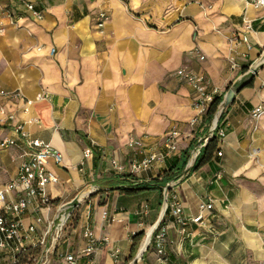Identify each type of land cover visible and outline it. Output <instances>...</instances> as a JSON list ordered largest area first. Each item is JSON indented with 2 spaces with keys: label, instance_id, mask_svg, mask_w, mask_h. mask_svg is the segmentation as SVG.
Here are the masks:
<instances>
[{
  "label": "crops",
  "instance_id": "crops-1",
  "mask_svg": "<svg viewBox=\"0 0 264 264\" xmlns=\"http://www.w3.org/2000/svg\"><path fill=\"white\" fill-rule=\"evenodd\" d=\"M101 12L109 16L104 28ZM263 56L264 7L247 0H0V90L20 95L0 96V140L16 137L14 127L22 122L32 137L63 154L61 165H50L59 177L47 187L53 204L32 205L22 216L25 229L38 227L26 244L40 240L50 225L54 230L64 206L79 203L77 222L71 214L57 252L74 256L76 264H158L147 236L161 221L179 264H264V114L251 115L264 103V63L247 78ZM183 68L204 74L221 101L245 78L223 117L226 136L197 169L195 150L212 122L205 115L201 125L190 126L197 94L177 76ZM2 108L16 120L2 122ZM174 128L178 152L132 174V161L142 155L129 146L131 139L164 151ZM89 149L93 154L86 156ZM185 152L188 163L171 192L187 217L213 199L200 224L182 225L170 209L164 215L163 185L153 183L165 171L176 172ZM20 155L18 147L0 148V187L16 177ZM121 187L138 190L127 194ZM88 229L98 242L90 256ZM138 233L143 237L135 245Z\"/></svg>",
  "mask_w": 264,
  "mask_h": 264
},
{
  "label": "built area",
  "instance_id": "built-area-1",
  "mask_svg": "<svg viewBox=\"0 0 264 264\" xmlns=\"http://www.w3.org/2000/svg\"><path fill=\"white\" fill-rule=\"evenodd\" d=\"M250 4L257 7H264V0H247ZM26 8L32 12V14L41 19L42 13L38 11L34 4L26 3ZM109 16L105 12L99 14L98 26L104 28ZM246 29L252 30V24L246 22ZM240 36V35H239ZM244 41L249 44L248 37L242 35ZM55 48L51 49V54L54 55ZM195 54L201 59L205 60L206 56L200 49L194 50ZM264 56L259 65H263ZM257 65L256 67H258ZM236 66L235 62H232V67ZM254 67V68H256ZM249 72H253V69ZM177 76L189 84L197 94L193 105L196 109V115L191 119L190 126L197 127L204 122L205 115L218 95L216 89L209 91L207 88L206 76L202 73L195 72L186 68L179 69ZM235 92L234 88L226 93L224 99L220 102L216 115L211 124V132L208 137L202 139L195 150V157L200 154L202 148H204L209 140L216 135L219 138L226 136V130L222 127V121L228 106L231 103L230 92ZM0 96L2 97H19L17 92H8L6 90H0ZM46 97V95H40L39 98ZM229 99V100H228ZM28 104V102L26 103ZM28 111V109H26ZM1 114L5 117L2 122L15 121L16 116L13 113H7L6 109H1ZM264 114V103H261L255 107L251 115L258 119ZM17 133L16 137H6L0 140V148L8 149L12 147H18L21 151V162L18 168L16 177L11 180L4 187H0V264H19L20 255L29 247H41V254L35 260L34 264H64L68 262L70 264H76V259L72 255H64L58 252V245L60 235L64 230L66 221L72 214V210L66 213L62 209L59 213V221L55 223V229L53 227L45 231L43 237L35 241L31 245L26 244L28 234H33L37 231V225H30L25 229L22 221V216L28 211L32 205L37 207H51L53 199L47 191V187L55 185L59 182V177L52 171L50 165H61L63 163L62 152L52 146L46 141L32 137L25 131V124L18 122L14 127ZM180 132L177 128L170 130L164 140L165 150L160 151L156 148L148 146L142 139H131L129 146L135 148L141 158H137L132 161L130 171L132 174L144 172L150 170L156 163H161L166 160L168 156L175 155L178 152V138ZM92 150H87L85 155L91 156ZM222 155V152H219ZM217 179L221 178V173L216 176ZM177 180L171 181L163 190L164 202L163 210L164 215L168 209H170L173 216L176 217L177 222L182 225H186L189 222L203 223L204 212H212L214 207L213 199L209 198L200 204V212L196 216L187 217L184 215L183 205L180 197L176 193L171 192V188L176 184ZM64 208V207H63ZM42 218H37V223H41ZM53 226V225H52ZM53 232L54 239L48 240V236ZM89 245L85 250L87 256L92 255L98 245L97 240L94 238V234L91 230L86 231ZM107 241V239H105ZM154 247V251L157 257L158 264H179L174 259L170 252V240H169V227L166 224H162V221L158 223L150 233L149 246ZM2 254L8 256V261L2 260ZM60 259L59 263H54V258Z\"/></svg>",
  "mask_w": 264,
  "mask_h": 264
},
{
  "label": "trees",
  "instance_id": "trees-1",
  "mask_svg": "<svg viewBox=\"0 0 264 264\" xmlns=\"http://www.w3.org/2000/svg\"><path fill=\"white\" fill-rule=\"evenodd\" d=\"M221 102V97L217 96L214 101L211 103L207 113H206V119L209 122H212L216 112L218 110L219 104ZM219 149V140L218 137L216 135L213 136V138H211L209 140V142L207 143V145L202 148L198 158L196 159L193 168L197 169L198 167L202 166L204 163H206L207 161H210L213 158L214 153ZM189 160V152H185L184 156H183V162L181 167L174 172L173 169H170L168 171H165L162 175L156 177L153 183L155 184H162V193L164 188L175 178H177V176L179 175V173H181L183 171V169L186 167L187 163ZM132 175V174H131ZM155 188V185H145L143 188L141 189H145V190H149V189H153ZM120 190H122L123 192L127 193V194H132L134 193L136 190V188H131V187H121ZM74 211V210H73ZM72 217V224H76L77 219H78V215H76L75 213H73ZM162 224H164L162 222ZM143 237V233H138L135 235V245L142 239ZM41 254V247H29L27 248V250L25 252H23L20 255V262L19 264H34L35 260L40 256Z\"/></svg>",
  "mask_w": 264,
  "mask_h": 264
},
{
  "label": "water",
  "instance_id": "water-1",
  "mask_svg": "<svg viewBox=\"0 0 264 264\" xmlns=\"http://www.w3.org/2000/svg\"><path fill=\"white\" fill-rule=\"evenodd\" d=\"M261 66H262V65H259L258 67L254 68V69H253V72H250L249 75L247 76V78H249V79L253 78V76L256 75V74L258 73V71H259V69L261 68ZM244 81H245V78L242 79V80H240L239 83L237 84V86H235L234 90L237 91V90L239 89V86H240L241 84H243ZM233 94H234V92L231 91V92H230V98H231V100L233 99ZM228 100H229V99H228ZM198 156H199V154L196 155L195 160L198 158ZM78 204H79V203H74L73 206H72V209H71V210L73 211V210L78 206ZM71 210H70V211H71ZM147 237H148V242H149V240H150V236L148 235ZM147 247H148V245H147Z\"/></svg>",
  "mask_w": 264,
  "mask_h": 264
},
{
  "label": "bare ground",
  "instance_id": "bare-ground-1",
  "mask_svg": "<svg viewBox=\"0 0 264 264\" xmlns=\"http://www.w3.org/2000/svg\"><path fill=\"white\" fill-rule=\"evenodd\" d=\"M72 206L73 204H69V205L64 206L63 209L66 211V213H68L72 209Z\"/></svg>",
  "mask_w": 264,
  "mask_h": 264
},
{
  "label": "rangeland",
  "instance_id": "rangeland-1",
  "mask_svg": "<svg viewBox=\"0 0 264 264\" xmlns=\"http://www.w3.org/2000/svg\"><path fill=\"white\" fill-rule=\"evenodd\" d=\"M78 210H79V209H77V214H79Z\"/></svg>",
  "mask_w": 264,
  "mask_h": 264
}]
</instances>
